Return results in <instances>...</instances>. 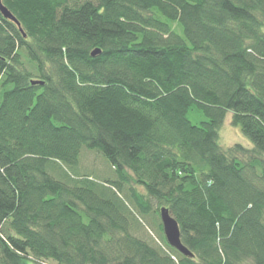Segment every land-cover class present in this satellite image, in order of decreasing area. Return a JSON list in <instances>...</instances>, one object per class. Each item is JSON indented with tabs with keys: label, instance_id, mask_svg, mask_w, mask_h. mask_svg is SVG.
Returning <instances> with one entry per match:
<instances>
[{
	"label": "trees",
	"instance_id": "obj_1",
	"mask_svg": "<svg viewBox=\"0 0 264 264\" xmlns=\"http://www.w3.org/2000/svg\"><path fill=\"white\" fill-rule=\"evenodd\" d=\"M2 1L0 264H264V0Z\"/></svg>",
	"mask_w": 264,
	"mask_h": 264
},
{
	"label": "water",
	"instance_id": "obj_2",
	"mask_svg": "<svg viewBox=\"0 0 264 264\" xmlns=\"http://www.w3.org/2000/svg\"><path fill=\"white\" fill-rule=\"evenodd\" d=\"M0 10L3 12L7 20L9 19L15 22L18 26H21L20 22H17L12 13L4 7L2 0H0ZM161 218L163 221L165 237L168 240L169 245L177 251L179 250V252H181L185 257L193 258V253L183 245L179 224L174 217L171 216L168 208L161 210Z\"/></svg>",
	"mask_w": 264,
	"mask_h": 264
},
{
	"label": "rangeland",
	"instance_id": "obj_3",
	"mask_svg": "<svg viewBox=\"0 0 264 264\" xmlns=\"http://www.w3.org/2000/svg\"><path fill=\"white\" fill-rule=\"evenodd\" d=\"M226 123L224 125V128L221 131V140H222V144L227 148H232L235 147L237 145V143L242 144L244 147H246L247 149H251L250 145H248V141L247 139H245V137L242 134V130L237 127H233L232 125V114H228L227 118H226ZM103 172H107V169H103ZM154 222V219H153ZM153 224V223H152ZM152 228H155L154 226ZM156 231V228H155ZM150 236L152 239H157V236H155L154 232L152 231V229L150 230Z\"/></svg>",
	"mask_w": 264,
	"mask_h": 264
}]
</instances>
